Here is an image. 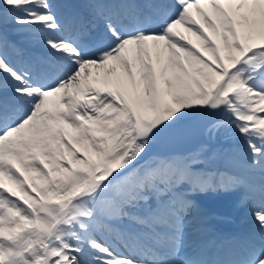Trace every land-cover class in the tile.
Instances as JSON below:
<instances>
[{"label": "snow or ice", "instance_id": "6c2138e0", "mask_svg": "<svg viewBox=\"0 0 264 264\" xmlns=\"http://www.w3.org/2000/svg\"><path fill=\"white\" fill-rule=\"evenodd\" d=\"M0 264H264V0H0Z\"/></svg>", "mask_w": 264, "mask_h": 264}, {"label": "bare ground", "instance_id": "6f19581e", "mask_svg": "<svg viewBox=\"0 0 264 264\" xmlns=\"http://www.w3.org/2000/svg\"><path fill=\"white\" fill-rule=\"evenodd\" d=\"M193 40H195V37H192Z\"/></svg>", "mask_w": 264, "mask_h": 264}]
</instances>
